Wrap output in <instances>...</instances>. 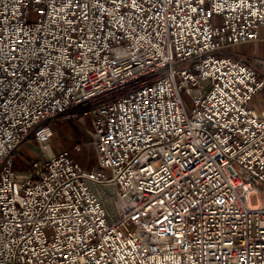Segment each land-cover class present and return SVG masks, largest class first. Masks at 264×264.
Instances as JSON below:
<instances>
[{"label":"built area","instance_id":"2783aa9c","mask_svg":"<svg viewBox=\"0 0 264 264\" xmlns=\"http://www.w3.org/2000/svg\"><path fill=\"white\" fill-rule=\"evenodd\" d=\"M263 25L264 0H0V264H264V74L228 52ZM84 115L93 168L49 152Z\"/></svg>","mask_w":264,"mask_h":264},{"label":"rangeland","instance_id":"374dc122","mask_svg":"<svg viewBox=\"0 0 264 264\" xmlns=\"http://www.w3.org/2000/svg\"><path fill=\"white\" fill-rule=\"evenodd\" d=\"M38 18V12L30 15V21H36ZM237 45V44H236ZM234 46V45H232ZM229 47L228 52H232L237 57L246 60L256 66L251 60L247 58L240 57L233 47ZM263 73V72H262ZM264 74V73H263ZM190 106H193V102L188 99ZM253 107L260 111L264 108V97L256 96L251 104ZM53 127L55 128V134L51 140V150L49 152L55 153L63 149L71 150L79 160V162L89 168L95 167L98 163L95 147L91 141V129L92 121L89 115H84L82 118L76 116H62L57 117L53 122ZM80 142L83 147L81 149L76 148V144ZM48 152V153H49ZM44 154V150L35 141L32 143H26L21 147L20 152L16 155V168L17 170H25L26 159H34ZM252 202H261L264 204V188L258 193L253 194Z\"/></svg>","mask_w":264,"mask_h":264},{"label":"crops","instance_id":"0c3cea01","mask_svg":"<svg viewBox=\"0 0 264 264\" xmlns=\"http://www.w3.org/2000/svg\"><path fill=\"white\" fill-rule=\"evenodd\" d=\"M258 33L259 37L257 40L244 42V44H237L232 47L240 57L251 60L257 69L264 73V25L259 27Z\"/></svg>","mask_w":264,"mask_h":264}]
</instances>
